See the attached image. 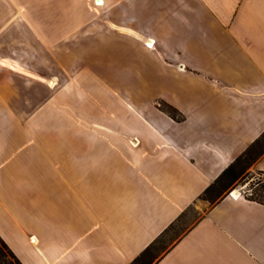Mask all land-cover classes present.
Returning a JSON list of instances; mask_svg holds the SVG:
<instances>
[{
  "label": "crops",
  "instance_id": "crops-1",
  "mask_svg": "<svg viewBox=\"0 0 264 264\" xmlns=\"http://www.w3.org/2000/svg\"><path fill=\"white\" fill-rule=\"evenodd\" d=\"M102 1L0 0V235L23 264H132L264 133V0ZM152 264H264V204L228 193Z\"/></svg>",
  "mask_w": 264,
  "mask_h": 264
},
{
  "label": "trees",
  "instance_id": "trees-1",
  "mask_svg": "<svg viewBox=\"0 0 264 264\" xmlns=\"http://www.w3.org/2000/svg\"><path fill=\"white\" fill-rule=\"evenodd\" d=\"M160 108L177 121H183L185 119V116L177 108L165 101L160 102ZM263 156L264 133L256 141H254L249 146V148L232 165H230L214 183H212L205 190V192L200 196V199L209 200L212 204L219 202L225 195H227L226 190L242 176L245 169L251 165H254ZM257 172L259 174H264V171ZM248 199L264 204V184L259 185V188L255 194H253L251 197H248ZM185 217H187V212L182 214V216H180L178 219V222L172 224L166 232L169 233L172 230H176L178 224ZM161 243L162 240L158 239V242L156 241L150 245L138 258L135 259L132 264H152L159 253L156 251V249L157 247H161ZM0 264H23L1 235Z\"/></svg>",
  "mask_w": 264,
  "mask_h": 264
},
{
  "label": "rangeland",
  "instance_id": "rangeland-1",
  "mask_svg": "<svg viewBox=\"0 0 264 264\" xmlns=\"http://www.w3.org/2000/svg\"><path fill=\"white\" fill-rule=\"evenodd\" d=\"M82 1L83 0H80V3H82ZM95 2L97 5H101L100 3H103L102 0H100L99 2L95 0ZM81 9L82 7L80 5L79 10L81 11ZM255 164L245 169L242 176L226 190L227 194L235 191L236 189H241L242 195L246 197H251L253 196V194H255V192L259 188V186H256L257 181L255 179L259 175V173L257 172L259 170L255 168ZM249 192H252L253 194L250 195ZM211 205L212 203L209 200H198L194 207H192V209L190 210L189 215L179 223L178 228L165 236V238L162 240L161 247H157L156 251L160 252L164 248V243H169L170 240L176 238V236L180 234L182 229H184L188 224L195 220L199 215L203 214V212L207 210Z\"/></svg>",
  "mask_w": 264,
  "mask_h": 264
},
{
  "label": "built area",
  "instance_id": "built-area-1",
  "mask_svg": "<svg viewBox=\"0 0 264 264\" xmlns=\"http://www.w3.org/2000/svg\"><path fill=\"white\" fill-rule=\"evenodd\" d=\"M155 44V41H152L151 43H148L149 47H153ZM256 186H259L261 184H264V174H259L256 178ZM242 191V190H241ZM250 191V190H249ZM250 195H252V192H249ZM242 195V194H241Z\"/></svg>",
  "mask_w": 264,
  "mask_h": 264
},
{
  "label": "bare ground",
  "instance_id": "bare-ground-1",
  "mask_svg": "<svg viewBox=\"0 0 264 264\" xmlns=\"http://www.w3.org/2000/svg\"><path fill=\"white\" fill-rule=\"evenodd\" d=\"M100 4H102V3H100ZM53 83H54V81L51 82V84H53ZM231 194L235 197H239V196H241L242 191H241V189H236L235 191L231 192Z\"/></svg>",
  "mask_w": 264,
  "mask_h": 264
}]
</instances>
